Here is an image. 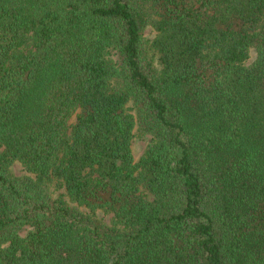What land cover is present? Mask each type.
I'll return each mask as SVG.
<instances>
[{"label": "trees", "instance_id": "obj_1", "mask_svg": "<svg viewBox=\"0 0 264 264\" xmlns=\"http://www.w3.org/2000/svg\"><path fill=\"white\" fill-rule=\"evenodd\" d=\"M0 264H264V0H0Z\"/></svg>", "mask_w": 264, "mask_h": 264}, {"label": "rangeland", "instance_id": "obj_2", "mask_svg": "<svg viewBox=\"0 0 264 264\" xmlns=\"http://www.w3.org/2000/svg\"><path fill=\"white\" fill-rule=\"evenodd\" d=\"M146 38L149 40H152L155 37V30L149 26L145 30ZM113 58L117 59V55L115 51H112ZM256 56V51L254 49L250 52V58L248 62H251ZM132 104H130V110L134 112V110L131 108ZM152 136L150 134H145L143 136L136 135L132 142L133 152L136 159H139L140 156L145 152L147 145L151 142ZM11 169L13 174L16 177H24L26 175H32L30 172H28L23 164L19 161H14L11 164ZM52 190L55 192V196H58L60 193H62V189L57 188L55 190V186H53ZM96 217L99 218L102 222H104L107 225H113L115 218L112 213L104 211V210H97L96 211ZM30 229L29 226H25L21 230V235L25 236L28 233V230Z\"/></svg>", "mask_w": 264, "mask_h": 264}]
</instances>
